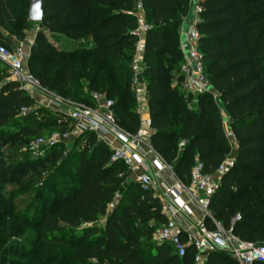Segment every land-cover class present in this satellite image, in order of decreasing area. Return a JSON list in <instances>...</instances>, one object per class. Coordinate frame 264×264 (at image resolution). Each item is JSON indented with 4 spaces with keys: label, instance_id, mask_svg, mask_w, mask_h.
<instances>
[{
    "label": "trees",
    "instance_id": "16d2710c",
    "mask_svg": "<svg viewBox=\"0 0 264 264\" xmlns=\"http://www.w3.org/2000/svg\"><path fill=\"white\" fill-rule=\"evenodd\" d=\"M136 2L141 3L148 25L142 74L150 148L178 180L188 183L195 161L203 164L205 174L214 175L222 161L232 155L226 136L230 131L236 145L233 165L220 177L207 210L238 241L262 242L264 0L198 2L199 52L217 100L210 93L195 98L186 95L179 81L171 85L182 63L179 33L189 0H43V17L28 50L29 72L61 100L79 98L77 103L87 106L88 102L95 104L92 94L111 100L118 126L135 134L139 117L129 87V61L135 42L132 10ZM27 9L28 0H0V29L18 26L10 34L21 39L31 24ZM64 43L66 47L78 46L79 54L72 56L61 50ZM4 68L8 69L0 61V71ZM81 80L84 87L77 84ZM23 108L31 111L22 115ZM51 116L46 108H35L18 82L0 78V148L10 139L11 145L17 144L16 152L37 138L47 140L60 130L56 117L42 128ZM36 120L38 128L32 124ZM62 145L55 144L36 158L24 153L26 157L15 163L1 159L0 187L31 171H41L62 154L56 152ZM111 153L94 132L81 133L65 154L76 159L72 186L57 190L30 217H20L12 199H6L0 209V224L10 215L24 227L38 231L32 241L58 249L40 255L38 260L27 250L33 259L30 264H195L192 245L179 257L168 245L153 241L155 228L164 222L161 204L151 191L142 190L129 179L122 162L111 161ZM54 170L60 171L59 166ZM115 196L117 202L107 211ZM236 215L239 219L232 222ZM100 220L102 224H98ZM203 221L208 229H214L210 218ZM25 248L22 244L21 249ZM202 257L203 264H237L223 250L202 253ZM9 264L27 263L11 260Z\"/></svg>",
    "mask_w": 264,
    "mask_h": 264
},
{
    "label": "built area",
    "instance_id": "2783aa9c",
    "mask_svg": "<svg viewBox=\"0 0 264 264\" xmlns=\"http://www.w3.org/2000/svg\"><path fill=\"white\" fill-rule=\"evenodd\" d=\"M198 2L199 0H194L191 16L185 18L187 29L182 33L183 40L180 41L182 63L178 71L179 86L186 95L196 97L210 93L213 100H217V93L209 89L210 85L199 52ZM132 13L136 17V26L133 30L135 42L129 61V87L133 93L135 110L139 117V127L135 134H130L118 126L111 109L113 102L102 95L92 94L95 104L87 106L80 103L63 102L43 89L40 82L27 69L28 54L22 42L17 43L12 49L0 45V61L8 68V79L18 82L20 88L25 90L33 101L36 94L43 93L48 98L46 107H55L60 111L63 114V123L72 126L73 133L94 132L96 137L111 149V161L122 162L133 176V181L142 190L151 191L152 196L156 197L161 204V214L164 218V222L159 224L152 234V239L157 245H168L179 257L185 254L188 245H192L196 251L195 264H203L202 253L216 250L229 252L237 264H264V240L258 244L238 241L230 232L224 231L210 217L207 210L209 199L216 192L220 177L233 165V157L225 158L214 175L205 174L203 164L195 161L190 171L189 182L183 183L174 176L161 157L150 148L148 143L151 133L150 119L146 85L142 74L148 25L140 2L135 3ZM31 43L29 42V47ZM30 111V109L23 108L21 114L24 115ZM57 122L61 120L58 119ZM109 134L119 142V146H113L112 140L108 138ZM69 135L66 132L56 131L50 134L47 140L37 138L30 141L28 146L33 151L39 146L49 148L59 141L65 142ZM226 136L230 141L233 140L230 131L226 132ZM144 149L154 153L153 160L149 161L146 158ZM162 171L170 173L172 180L170 184L158 179L157 174ZM182 194L187 197L189 203L197 206L204 217L211 219L214 229H208L202 220L196 223L192 234L182 230L177 216L181 212L189 213L187 205L180 200ZM117 199L118 196H115L113 202L108 205L107 211L114 207ZM238 219L239 216L236 215L232 222ZM183 235H185L184 238Z\"/></svg>",
    "mask_w": 264,
    "mask_h": 264
},
{
    "label": "rangeland",
    "instance_id": "374dc122",
    "mask_svg": "<svg viewBox=\"0 0 264 264\" xmlns=\"http://www.w3.org/2000/svg\"><path fill=\"white\" fill-rule=\"evenodd\" d=\"M16 28H18V26H13L9 30L0 29V38H3L0 45H4L9 49L14 48V39H12V37H16L10 33L15 32ZM36 28L37 24H29L26 33L23 34V37L21 39L16 38L18 42L24 43V50L27 54L31 36L34 34ZM63 49L67 50L72 56H76L80 52L78 46L66 47L65 43L61 47V50ZM8 77V69L4 68L0 71L1 79H7ZM77 84L78 86H85L83 80L79 81ZM47 100L48 98L43 93H39L34 96L35 108L43 107L52 113L50 119L42 123V128L44 129L51 122V120L56 117L61 120V122H55V125L60 128V130L57 131L61 133L66 132L70 135L65 142L59 141L55 143L63 144L61 147L56 149V152L61 151L62 154L59 155L55 161L50 162L49 165H44L45 167L41 171H31L28 175L19 177L16 181H6L0 187V209L1 206L5 204L6 199L11 198L14 205V211L18 213L20 217L26 215L29 217L32 216V214L37 212L45 202L49 201L53 197L57 190L59 191L62 190V188L72 186L71 176L74 174V167L72 164L76 162V159L75 156L68 158L65 154L66 149L71 148L74 145V142L80 134L73 133L72 126L63 123V114L56 110L55 107H46ZM64 101L67 103H77L80 99L69 97L68 100H63V102ZM88 104V106H94L91 102H88ZM32 124L37 128L40 126L38 120L34 121ZM84 137L82 138L84 139ZM11 141L12 139L3 143L0 148V160L3 159L7 163H15L18 160H23L24 157H26L24 153H28L31 158L40 157L43 156L47 150L44 146H39L35 151H33L30 150L27 145L26 147H21L20 151H18L20 153L19 154L14 151L17 144L11 145ZM55 166H59L60 171H55ZM46 167L47 169H45ZM48 184H51V186H48ZM7 217L8 220L0 224V264H9L11 260H22L27 264L32 263V256L25 253L27 250L30 251L29 254H34V256H36L35 259L37 260L40 255H48L50 253L57 252V248L49 247L43 241H38L37 243L32 241L38 237V231L31 227H24L21 225L20 221L10 218V215H7ZM102 223L103 220H100L98 224ZM22 244L26 246L24 251L21 249ZM59 250L66 249L60 248ZM63 252L64 251H61L60 253Z\"/></svg>",
    "mask_w": 264,
    "mask_h": 264
},
{
    "label": "crops",
    "instance_id": "0c3cea01",
    "mask_svg": "<svg viewBox=\"0 0 264 264\" xmlns=\"http://www.w3.org/2000/svg\"><path fill=\"white\" fill-rule=\"evenodd\" d=\"M189 3H190L189 6H191V4L194 3V0H189ZM186 26H187V23L184 20L182 23V27L180 29V33H179L180 39L179 40H181L182 33L185 32V30H186L185 28H187ZM34 35H35V32L31 36L30 42H32ZM12 39H14L13 46H15L17 43H19L16 38L12 37ZM178 81H179V72L172 79L171 85L175 86V84ZM108 138L110 140H112L113 146H119L120 145L119 142L114 139L113 135L109 134ZM230 142H231V146H232V155L231 156L233 157L235 150H236V145H235V142L233 140H231ZM143 151L146 155V158L149 161L153 160L154 153L152 151L145 150V149ZM157 177H158V179L163 180L169 184L172 182V180L170 178V173L168 171H162V172L158 173ZM129 179L133 181V176L130 175ZM180 200L187 205V207L189 209V213H185V212L179 213L177 216V221H178L180 227L182 228V230L184 232L192 234L194 232V228H195L196 223L199 221H202L205 217H204L203 213L197 208V206L195 204L189 203L187 201V197L184 194L181 195ZM182 237L184 238L185 235H183Z\"/></svg>",
    "mask_w": 264,
    "mask_h": 264
},
{
    "label": "water",
    "instance_id": "95a60500",
    "mask_svg": "<svg viewBox=\"0 0 264 264\" xmlns=\"http://www.w3.org/2000/svg\"><path fill=\"white\" fill-rule=\"evenodd\" d=\"M193 7H194V3H192L191 6H189L187 18L191 16ZM42 17H43V0H28L27 21L31 24H39L42 20ZM182 40L183 38L181 37L180 41ZM209 89L210 91H214L212 87H209ZM223 115L226 118L224 112Z\"/></svg>",
    "mask_w": 264,
    "mask_h": 264
}]
</instances>
